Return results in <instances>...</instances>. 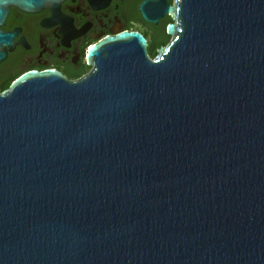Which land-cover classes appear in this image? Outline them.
<instances>
[{
    "label": "water",
    "instance_id": "1",
    "mask_svg": "<svg viewBox=\"0 0 264 264\" xmlns=\"http://www.w3.org/2000/svg\"><path fill=\"white\" fill-rule=\"evenodd\" d=\"M167 10L154 58L123 31L0 90V264H264V0Z\"/></svg>",
    "mask_w": 264,
    "mask_h": 264
},
{
    "label": "flooded vegetation",
    "instance_id": "2",
    "mask_svg": "<svg viewBox=\"0 0 264 264\" xmlns=\"http://www.w3.org/2000/svg\"><path fill=\"white\" fill-rule=\"evenodd\" d=\"M179 0H61L56 6L24 11L9 6L0 25L13 34L12 46L0 60V90L20 73L54 68L76 80L92 69L87 50L118 33L138 32L149 58L171 39L167 24L176 18L167 10Z\"/></svg>",
    "mask_w": 264,
    "mask_h": 264
}]
</instances>
